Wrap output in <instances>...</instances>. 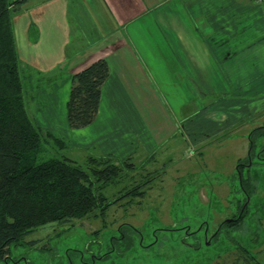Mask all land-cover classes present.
<instances>
[{"label": "crops", "instance_id": "crops-1", "mask_svg": "<svg viewBox=\"0 0 264 264\" xmlns=\"http://www.w3.org/2000/svg\"><path fill=\"white\" fill-rule=\"evenodd\" d=\"M15 33L30 115L68 151L130 157L143 170L169 144L211 153L221 167L214 154L226 146L238 170L248 156L246 134L248 154L251 137H263L264 3L29 0ZM100 58L110 75L98 114L71 128L73 76Z\"/></svg>", "mask_w": 264, "mask_h": 264}, {"label": "rangeland", "instance_id": "rangeland-1", "mask_svg": "<svg viewBox=\"0 0 264 264\" xmlns=\"http://www.w3.org/2000/svg\"><path fill=\"white\" fill-rule=\"evenodd\" d=\"M262 136L253 137L254 163L246 161L248 166L242 167L244 177H252L255 186L243 187L232 163L235 154L226 146L217 150L221 154H214L223 160V166L217 167L220 164L214 165L211 153L207 158L206 152L198 154L186 144L169 150V144L146 170H123L118 182L104 191L112 200L145 180L148 173L156 174L155 169L165 170L145 195L121 199L104 216L43 225L13 244L0 264H242L245 253L255 254L264 263ZM249 143L246 134V156ZM44 145L45 158L69 156L87 167L83 149H61L50 137ZM243 214L235 226L224 224Z\"/></svg>", "mask_w": 264, "mask_h": 264}, {"label": "trees", "instance_id": "trees-1", "mask_svg": "<svg viewBox=\"0 0 264 264\" xmlns=\"http://www.w3.org/2000/svg\"><path fill=\"white\" fill-rule=\"evenodd\" d=\"M28 1L0 0V260L9 254L13 244L43 225L104 216L121 199L145 195L146 188L159 174L158 170L156 174L148 173L145 180L110 200L104 191L118 182L119 174L123 170L130 173L140 170L130 157L91 155L87 167L67 156L44 157V141L48 137L61 149L67 145L64 139L42 128L26 104V79L16 39L15 16ZM109 75L105 58L74 74L68 101L71 128H83L95 120L102 86ZM255 146L252 136L251 153ZM243 165L242 161L239 171ZM242 184L246 188V178H242ZM248 184H252L250 178ZM233 221L224 224L235 226L237 223ZM244 260L242 264H264L252 253H245Z\"/></svg>", "mask_w": 264, "mask_h": 264}, {"label": "flooded vegetation", "instance_id": "flooded-vegetation-1", "mask_svg": "<svg viewBox=\"0 0 264 264\" xmlns=\"http://www.w3.org/2000/svg\"><path fill=\"white\" fill-rule=\"evenodd\" d=\"M252 156H253V153L250 152V153L248 154L247 158H246L247 163H248V162L251 163V164L254 163V162H253V157H252ZM245 165H246V164H245ZM246 166H248V164H247ZM239 172H240V174H241V178H246V177H244V175L242 174V168H241V170H240ZM241 183H242V179H241ZM251 183H252L253 185H255V184L253 183V181H251ZM246 184H248V178H246ZM252 184H251V185H252ZM242 185H243V184H242ZM249 185H250V184H249ZM251 185H250V186H251ZM243 187H244V186H243ZM246 208H247V207H246ZM243 215H244V214H243ZM241 217H242V216H241ZM241 217H240L239 219L234 218V219H232V220H230V221H227V222H231V221L234 220L233 222L238 223V221H239L240 219H242ZM243 217H244V216H243Z\"/></svg>", "mask_w": 264, "mask_h": 264}, {"label": "built area", "instance_id": "built-area-1", "mask_svg": "<svg viewBox=\"0 0 264 264\" xmlns=\"http://www.w3.org/2000/svg\"><path fill=\"white\" fill-rule=\"evenodd\" d=\"M257 3L263 4L264 0H255Z\"/></svg>", "mask_w": 264, "mask_h": 264}]
</instances>
